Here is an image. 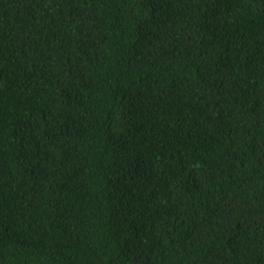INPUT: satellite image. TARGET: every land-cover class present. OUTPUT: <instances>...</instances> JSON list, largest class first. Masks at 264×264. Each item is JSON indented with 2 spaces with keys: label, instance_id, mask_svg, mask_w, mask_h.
<instances>
[{
  "label": "trees",
  "instance_id": "16d2710c",
  "mask_svg": "<svg viewBox=\"0 0 264 264\" xmlns=\"http://www.w3.org/2000/svg\"><path fill=\"white\" fill-rule=\"evenodd\" d=\"M0 264H264V0H0Z\"/></svg>",
  "mask_w": 264,
  "mask_h": 264
}]
</instances>
